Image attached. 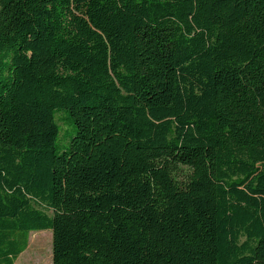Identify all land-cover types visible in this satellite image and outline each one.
<instances>
[{
  "label": "trees",
  "instance_id": "trees-1",
  "mask_svg": "<svg viewBox=\"0 0 264 264\" xmlns=\"http://www.w3.org/2000/svg\"><path fill=\"white\" fill-rule=\"evenodd\" d=\"M44 230L52 264H264V0H0V264Z\"/></svg>",
  "mask_w": 264,
  "mask_h": 264
},
{
  "label": "rangeland",
  "instance_id": "rangeland-1",
  "mask_svg": "<svg viewBox=\"0 0 264 264\" xmlns=\"http://www.w3.org/2000/svg\"><path fill=\"white\" fill-rule=\"evenodd\" d=\"M64 112H58L55 118L60 127L56 141L57 152L62 153L68 149L71 137L74 135V127H69L61 118ZM14 264H52V239L51 231L31 232L28 236L26 249L20 254Z\"/></svg>",
  "mask_w": 264,
  "mask_h": 264
}]
</instances>
